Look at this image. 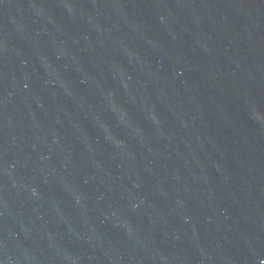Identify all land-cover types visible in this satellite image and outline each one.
I'll return each instance as SVG.
<instances>
[{"label": "water", "instance_id": "1", "mask_svg": "<svg viewBox=\"0 0 264 264\" xmlns=\"http://www.w3.org/2000/svg\"><path fill=\"white\" fill-rule=\"evenodd\" d=\"M0 264H264V0H0Z\"/></svg>", "mask_w": 264, "mask_h": 264}]
</instances>
